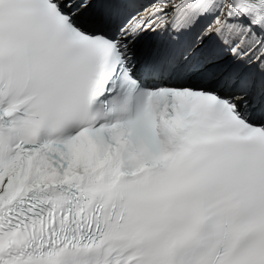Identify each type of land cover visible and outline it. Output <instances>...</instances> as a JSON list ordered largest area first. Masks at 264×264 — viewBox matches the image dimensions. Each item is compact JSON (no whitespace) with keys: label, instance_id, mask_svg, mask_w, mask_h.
<instances>
[{"label":"snow or ice","instance_id":"obj_1","mask_svg":"<svg viewBox=\"0 0 264 264\" xmlns=\"http://www.w3.org/2000/svg\"><path fill=\"white\" fill-rule=\"evenodd\" d=\"M0 264H264V0H0Z\"/></svg>","mask_w":264,"mask_h":264}]
</instances>
